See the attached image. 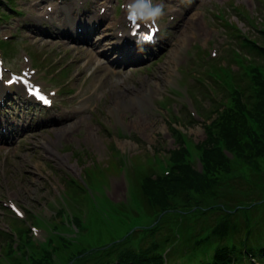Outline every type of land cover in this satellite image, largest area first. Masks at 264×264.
<instances>
[{"label":"rangeland","instance_id":"obj_1","mask_svg":"<svg viewBox=\"0 0 264 264\" xmlns=\"http://www.w3.org/2000/svg\"><path fill=\"white\" fill-rule=\"evenodd\" d=\"M82 1L105 7L108 16L104 20L114 14V29L125 13L126 0ZM12 3L14 10H10L6 20L0 19V38L5 40L0 41V48L15 56L8 59L14 68L33 67L34 79L46 88H57L53 84L60 79L59 100L65 98L66 108L57 107L50 114L32 112L16 100L18 107L30 113L20 118L21 127L12 144L0 146V264H11L13 255L20 262L32 264L42 254L41 249L46 248L44 236L55 226L71 227L70 222L64 224L66 215L63 223L59 221L64 213L81 217L79 224H89L69 237H92L90 221L99 229L103 241L108 240V234L123 233L125 228L113 220L107 221L106 213L111 207L134 210V178L144 171L150 179L161 175L177 159L172 150L179 142L183 143L180 152H188L186 160L192 170L200 168L196 144H203L206 123L221 113L211 110L210 105L231 103L225 96L226 89L222 90L214 77L219 75L227 86L236 84V91H246L255 70H264V56L251 51L246 43L248 39L264 47V0H152L153 6H163L162 31L154 49L133 62L123 74L94 78L91 87L85 82H90L94 72L81 66L88 53L65 48L63 53L62 47L51 45L45 32L55 11L73 6L74 0ZM199 45H208L205 55ZM206 88L210 89L212 99L208 105L205 98L210 94ZM14 92L24 96L17 87ZM132 93L139 95L130 102L128 96ZM194 101L204 109L202 115L195 110ZM86 105L88 108L82 112H69ZM74 121L77 123L73 129L59 131ZM105 124L111 131L109 136L103 131ZM210 141L207 145L213 149ZM231 159L230 171L215 174L223 181L215 190L220 196L214 195L212 200L246 202L263 196L264 155L243 159L231 155ZM231 181L234 187L227 186ZM78 189L84 193L83 202L75 201ZM90 189L94 198L90 197ZM209 199L203 198V203ZM11 204L18 205L24 214L16 215L9 208ZM217 213L214 211V215ZM187 222L191 224L192 219ZM20 238L24 240L23 246L16 247L13 242L19 245ZM67 258L54 257L52 253L43 264H65ZM94 262L91 258L83 264Z\"/></svg>","mask_w":264,"mask_h":264},{"label":"trees","instance_id":"obj_2","mask_svg":"<svg viewBox=\"0 0 264 264\" xmlns=\"http://www.w3.org/2000/svg\"><path fill=\"white\" fill-rule=\"evenodd\" d=\"M256 84L257 87L253 104V114L255 116H264V78L257 80ZM233 100H236V98ZM260 119L264 121V117H261ZM244 125L245 120L243 116L238 112V110H236V107L232 108V105L230 107H226L220 116L218 128L219 130H221V135L226 139L228 144L233 147V149L235 145L237 147H240L241 145V143H239L240 139H237L243 138L242 133ZM262 131L264 132L263 126L261 128V132ZM212 143L213 149L208 151L207 154H210L212 158L216 157V159L222 157V155L225 156L221 151V146L218 144V142L212 141ZM210 161L213 162L212 159H210ZM224 167L230 169V164L228 161L224 163ZM182 174H184L182 181L178 180V177L175 175V179L171 180V182L169 183L166 182L162 185L147 183L144 188L139 187L138 197H140V201L144 204L146 202L150 206L162 210L167 207H171L172 204L170 201V197L171 195H174L176 193H178L179 195L181 186L186 187L188 186V184H190L199 186L201 189H199L198 192H202L204 190L212 191L211 189L213 188L214 180H212L211 177L207 176V174L205 175V177H201V179H198L196 173H193L189 166H186L185 172ZM241 250V247H234V249L227 248L226 246L222 248H216L215 253L217 252V254H214L216 258H218L216 263L225 264L230 262L231 260L234 263L240 262ZM126 261L130 264H153L156 262L159 263L161 261V253L157 250H153L152 248H147L144 250H140L139 252H130L127 256Z\"/></svg>","mask_w":264,"mask_h":264},{"label":"clouds","instance_id":"obj_3","mask_svg":"<svg viewBox=\"0 0 264 264\" xmlns=\"http://www.w3.org/2000/svg\"><path fill=\"white\" fill-rule=\"evenodd\" d=\"M163 6H153L151 0H134L129 8L130 18L143 19L145 21L152 20L154 23L161 15H163Z\"/></svg>","mask_w":264,"mask_h":264},{"label":"snow or ice","instance_id":"obj_4","mask_svg":"<svg viewBox=\"0 0 264 264\" xmlns=\"http://www.w3.org/2000/svg\"><path fill=\"white\" fill-rule=\"evenodd\" d=\"M131 19H133L134 20V18H131ZM152 38V35H151V33H149V34H147V35H145L144 36V39H151ZM15 82V80H9L8 81V83H14ZM24 83H25V86L27 87V81H23ZM29 91H30V94H33V95H36V96H38V98L39 99H41L43 102H45V103H47L48 101L39 93V91L38 90H34V89H29Z\"/></svg>","mask_w":264,"mask_h":264},{"label":"bare ground","instance_id":"obj_5","mask_svg":"<svg viewBox=\"0 0 264 264\" xmlns=\"http://www.w3.org/2000/svg\"><path fill=\"white\" fill-rule=\"evenodd\" d=\"M51 14V13H50ZM124 21H126V18H124ZM119 28H120V30H122L121 29V26H119ZM175 44V43H174ZM111 74H113V73H111ZM129 94V93H128ZM138 95L139 94H137V93H132L130 96H128L129 97V100H130V102L131 101H134L137 97H138ZM125 98V97H124ZM126 100V99H125ZM116 101V100H115ZM119 103V102H118ZM134 103H136V102H134ZM131 106H132V104H131ZM74 123L75 122H72V123H70L68 126H65V127H62L61 129L59 128V131H62V130H67V129H69V128H71L73 125H74ZM73 129V128H72ZM68 132V131H67ZM63 133V132H62ZM48 150V149H47ZM51 150V149H50ZM96 167H97V165H96ZM114 170V169H113ZM94 171V170H93ZM100 171V170H99ZM91 172V171H90ZM101 172V171H100ZM104 176V175H103ZM97 177V176H96ZM92 178V180H94V178H93V176L91 177Z\"/></svg>","mask_w":264,"mask_h":264}]
</instances>
